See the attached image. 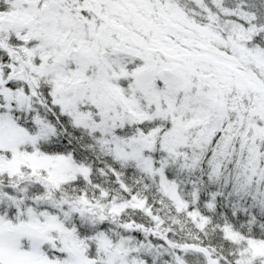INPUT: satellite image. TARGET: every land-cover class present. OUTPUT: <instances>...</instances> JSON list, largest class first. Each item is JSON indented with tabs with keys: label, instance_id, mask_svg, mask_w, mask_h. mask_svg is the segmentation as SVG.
Masks as SVG:
<instances>
[{
	"label": "snow or ice",
	"instance_id": "obj_1",
	"mask_svg": "<svg viewBox=\"0 0 264 264\" xmlns=\"http://www.w3.org/2000/svg\"><path fill=\"white\" fill-rule=\"evenodd\" d=\"M0 264H264V0H0Z\"/></svg>",
	"mask_w": 264,
	"mask_h": 264
}]
</instances>
